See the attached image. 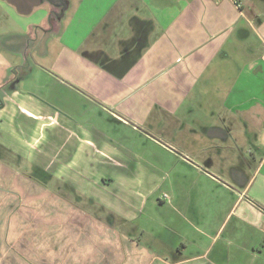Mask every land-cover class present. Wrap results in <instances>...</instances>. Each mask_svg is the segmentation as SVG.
Segmentation results:
<instances>
[{"label": "crops", "instance_id": "0c3cea01", "mask_svg": "<svg viewBox=\"0 0 264 264\" xmlns=\"http://www.w3.org/2000/svg\"><path fill=\"white\" fill-rule=\"evenodd\" d=\"M80 7L0 33V264H264V0Z\"/></svg>", "mask_w": 264, "mask_h": 264}, {"label": "rangeland", "instance_id": "374dc122", "mask_svg": "<svg viewBox=\"0 0 264 264\" xmlns=\"http://www.w3.org/2000/svg\"><path fill=\"white\" fill-rule=\"evenodd\" d=\"M3 1L5 0H2V2ZM66 1L68 3L70 2V4H73L72 6H74L75 8L74 7L71 8L70 12H69V9H65L64 10L65 12L62 13L64 14V17L62 15L61 18H57V19L53 18V20H50V21H49L50 16H54L51 13H52L53 8L55 7L48 0H46L45 3L43 2L44 4L42 3L40 4V6L36 7V9H34V11L28 15L20 14L18 13L16 9H15V12H8L6 8L4 7L3 3L0 2V33L1 31H4V33L7 34V36L2 37L1 40L7 42V40H10L12 37V39L15 40L14 46L16 47L26 46L25 48L29 49V51L31 49L32 51L37 49L38 51L37 54H35L34 56H33V53L29 55V61H28L29 64H27V66L31 65V63L33 64L36 62L38 63L40 62L42 64L45 63L44 57L40 56V54L44 55L43 54L45 52L43 50L45 48L44 44L50 40L51 45H52L50 55L54 56L57 52V48L59 47L60 41L64 38L68 39L70 35L74 33V31L77 30V27L88 29V27L84 26L83 19H79L81 13H78V10L80 9L82 12L84 11L80 6L83 5L85 1L94 2L97 0H66ZM92 12L94 11H91V13ZM45 13L49 17L47 21L44 18ZM35 24H40L42 27H38ZM68 24H69V28L67 30L66 27ZM25 29H27L25 33L20 32ZM35 30H37L38 33H34ZM15 31L20 32L19 35L18 33H11L12 36L8 34V32L10 33V32H15ZM14 34H17V35H14ZM84 35H85L84 31H81L80 36L83 37ZM41 45L43 46L41 47ZM50 59L48 60L47 58L45 60L46 63L50 62ZM17 60H19V57L15 58V61ZM27 71H28V67H26L25 70L23 69L22 74L26 73ZM17 74H20V72L18 71ZM16 80H17V76L15 77V79H13V81L15 82ZM145 156H147V153ZM154 156L155 154H153L152 151L151 153H148L147 167L149 170L150 168H152L156 170L157 173L162 174L163 171L159 170V168L152 165L153 164L152 159L154 158ZM148 177H153L152 172L150 176ZM145 180H146L145 188L148 189L150 183L152 182V179L145 178ZM164 191H168V190L164 189Z\"/></svg>", "mask_w": 264, "mask_h": 264}, {"label": "water", "instance_id": "95a60500", "mask_svg": "<svg viewBox=\"0 0 264 264\" xmlns=\"http://www.w3.org/2000/svg\"><path fill=\"white\" fill-rule=\"evenodd\" d=\"M7 2L13 4L17 11L21 14L28 15L32 10L40 5L44 0H6ZM51 4L55 6H60L66 0H48Z\"/></svg>", "mask_w": 264, "mask_h": 264}, {"label": "flooded vegetation", "instance_id": "af4514ba", "mask_svg": "<svg viewBox=\"0 0 264 264\" xmlns=\"http://www.w3.org/2000/svg\"><path fill=\"white\" fill-rule=\"evenodd\" d=\"M67 4H68L67 1L63 2V4L60 5V6H55L54 4H52V5H54L55 8H53L51 14H53L55 17L54 16H50L49 21L53 20V18H55V19L61 18L62 15H63L62 13L65 12L64 10L67 8Z\"/></svg>", "mask_w": 264, "mask_h": 264}, {"label": "built area", "instance_id": "2783aa9c", "mask_svg": "<svg viewBox=\"0 0 264 264\" xmlns=\"http://www.w3.org/2000/svg\"><path fill=\"white\" fill-rule=\"evenodd\" d=\"M166 197H168V195L165 194Z\"/></svg>", "mask_w": 264, "mask_h": 264}]
</instances>
